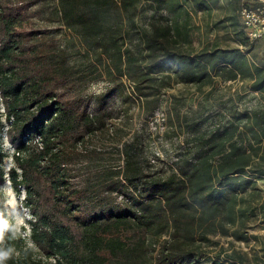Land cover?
<instances>
[{
  "label": "trees",
  "instance_id": "1",
  "mask_svg": "<svg viewBox=\"0 0 264 264\" xmlns=\"http://www.w3.org/2000/svg\"><path fill=\"white\" fill-rule=\"evenodd\" d=\"M189 1L0 0V185L25 191L38 250L13 233L0 188V264H204L215 236L246 238L264 210V70L238 47L196 49ZM219 78L250 83L205 103ZM174 83L203 99L165 98ZM166 99L160 134L149 120Z\"/></svg>",
  "mask_w": 264,
  "mask_h": 264
},
{
  "label": "rangeland",
  "instance_id": "2",
  "mask_svg": "<svg viewBox=\"0 0 264 264\" xmlns=\"http://www.w3.org/2000/svg\"><path fill=\"white\" fill-rule=\"evenodd\" d=\"M205 2L208 6L207 8L199 6L192 0L187 3V7L193 16L191 36L194 47L200 49L204 46H211L213 44H217L221 48L238 47L245 53L248 59L253 57L260 60L261 55L264 52V42H252L247 38L243 29L241 17L238 13L240 0H205ZM23 30L24 29L22 28H18L17 31L22 32ZM217 81L218 90L212 95L211 99L205 100V103L207 104L215 102L216 96L223 94V91H227V89L234 92L237 88H241L245 91L248 89L247 85L250 83V80H245L243 84L229 83L220 78L217 79ZM102 86L103 84L100 83L93 87L94 89L99 90ZM207 89H209V86L206 87V90ZM171 94L183 96L185 98L186 107L191 105L197 106L199 101L203 99L202 94L198 92L194 85L186 86L182 83H174L172 88L166 91L165 98H170ZM116 101L117 100H113L112 102ZM239 106L243 108L242 102H239ZM186 107L184 109H186ZM160 109V118H163V113L164 118H166L165 124H163V127L166 129L168 125V115L171 110L170 101L167 99L164 100ZM160 122H162V119ZM183 137L184 135H182L180 139ZM3 166L6 171L12 166V159L10 156L4 158ZM257 183L262 190L264 203V175L257 176ZM0 188L6 196L5 208L13 233H21L25 245L33 247L34 250L38 251L29 235V219L33 215L27 207L22 206L25 191L17 193L9 180H6L4 184L0 185ZM75 214L79 218H85L87 215L84 210L77 211ZM247 223L245 239H239L232 236H215L214 240L218 243L209 247L212 252L204 257L203 263L216 264L218 259L215 258V252L218 251L221 246L231 248L232 245L235 246L237 250L246 252L250 258L258 256L264 260V210L259 209L256 215L248 218ZM20 243L21 242L19 241V244ZM3 247H6L4 242L0 244V248ZM222 258L224 257L222 256ZM46 264L56 263L54 260H48L46 261Z\"/></svg>",
  "mask_w": 264,
  "mask_h": 264
},
{
  "label": "built area",
  "instance_id": "3",
  "mask_svg": "<svg viewBox=\"0 0 264 264\" xmlns=\"http://www.w3.org/2000/svg\"><path fill=\"white\" fill-rule=\"evenodd\" d=\"M238 13L241 17L243 29L245 31L247 38L252 42H258V41L264 42V0H240ZM249 60L252 64L260 66L264 70V52L261 55L260 60H257L253 57L249 58ZM125 82L129 90H134L133 84L128 82L126 79ZM228 82L243 84V81L240 79L236 81H228ZM256 94L258 95V92H256ZM0 112L3 114L2 119L5 122L7 129L12 121L11 120L9 122L7 121L5 115V108L3 104L1 105ZM159 114H161L160 108L156 109L154 114L150 117L149 126L152 131H156L162 134L165 130L163 124H165L166 118H164V113H163V118H160ZM161 119L162 122H160ZM4 144L7 147L10 146L7 137H5ZM50 260H54L55 263L57 264L56 258H50Z\"/></svg>",
  "mask_w": 264,
  "mask_h": 264
},
{
  "label": "clouds",
  "instance_id": "4",
  "mask_svg": "<svg viewBox=\"0 0 264 264\" xmlns=\"http://www.w3.org/2000/svg\"><path fill=\"white\" fill-rule=\"evenodd\" d=\"M8 254L7 253H0V260H2L3 258H5Z\"/></svg>",
  "mask_w": 264,
  "mask_h": 264
}]
</instances>
